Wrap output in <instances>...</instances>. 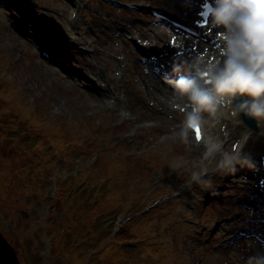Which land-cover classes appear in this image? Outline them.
I'll return each mask as SVG.
<instances>
[{"label": "rangeland", "instance_id": "obj_1", "mask_svg": "<svg viewBox=\"0 0 264 264\" xmlns=\"http://www.w3.org/2000/svg\"><path fill=\"white\" fill-rule=\"evenodd\" d=\"M7 1L14 2V7L0 5V115L13 109L11 118L17 121L0 118V131L5 129V135L18 139L27 128L30 139L0 142V258L7 264H88L91 244L95 242L98 248L109 243L110 238L105 239L102 233L105 226H116L118 207H110L95 193L94 199H84L90 202L88 206L78 195L83 185L78 193L70 194L63 207L59 201L65 194L63 183L59 193L56 185L57 175L85 169L90 156L111 138L119 141V149L124 146L127 154L147 155L144 159H127L126 153L117 157V148L111 147L112 154L100 158V164L122 171L117 185L124 198L128 196L127 201L134 197L130 192L133 183H140L142 194L152 188L171 195L164 200L165 205H171L169 219L161 220L160 225L155 219L152 232L133 225L135 233L141 229L136 238L152 240L162 227H172L180 243L166 249L172 252L181 244L186 248L174 264H260L264 260V184L251 176L248 166L251 161L258 162L259 171L254 175L264 178V121L259 123V133H250L234 114L235 109L222 104L215 118L207 117L206 126V139L221 145V150L207 157L206 143L195 146L191 137L179 135L184 115L167 105L172 95L169 80L156 77L144 65L151 56L172 61L175 55L169 53L173 34L155 25L151 15L102 0ZM120 1L157 8L192 27L203 0ZM73 9L80 12L76 23L70 22ZM34 26L33 38L26 31ZM216 31L203 34L214 38ZM132 36L139 38L142 50L133 49ZM179 39L192 48L185 63L204 57L195 52L203 47L197 40ZM34 40H38L39 53L30 45ZM80 47L95 49L97 54H82ZM59 55L65 56L63 62ZM119 55L126 56L125 63L116 61ZM135 55L140 56V62ZM100 69L111 81L105 85L107 92L121 100L116 110L109 109L105 93L100 95L96 86L86 81L95 76L103 84ZM126 109L137 122L121 123ZM95 121L102 124V130L95 129ZM139 123L142 129L130 138L128 129H136ZM119 125V130L111 129ZM15 127L19 132L9 134ZM77 133L83 134L84 145L80 143L85 150L75 143L80 141L74 140ZM91 134L95 136L89 140ZM244 137L248 140L241 158L227 164L226 154L238 155L236 149ZM68 142L74 144L72 150ZM194 175L199 179L194 181ZM56 205L59 208L54 211ZM92 206L94 215L109 220H95ZM134 214L131 212L130 218L134 219ZM127 222L123 219L119 224L124 227ZM63 227L69 234H63ZM54 236L58 245L52 252ZM98 255L101 263H112L110 251Z\"/></svg>", "mask_w": 264, "mask_h": 264}, {"label": "clouds", "instance_id": "obj_2", "mask_svg": "<svg viewBox=\"0 0 264 264\" xmlns=\"http://www.w3.org/2000/svg\"><path fill=\"white\" fill-rule=\"evenodd\" d=\"M210 22L221 30L217 58H195L174 68L177 78L168 81V107L190 109L180 125L184 139L206 127L207 117L215 118L222 104L237 99L234 114L264 121V0H211Z\"/></svg>", "mask_w": 264, "mask_h": 264}, {"label": "trees", "instance_id": "obj_3", "mask_svg": "<svg viewBox=\"0 0 264 264\" xmlns=\"http://www.w3.org/2000/svg\"><path fill=\"white\" fill-rule=\"evenodd\" d=\"M121 172L118 170H113L112 166L110 169V165H107V164L106 165L101 164L100 166H97L96 168L92 169V176L89 178L86 188L81 192V194L78 192H73L71 190L73 182L77 180L78 178H73V177L65 178L63 182V186L61 188V191L65 193L63 195L64 199L63 198L59 199L61 205L65 207L64 201H68L69 196H72L75 193H78L79 197L83 198V201H86L84 199H89V198L94 199L93 194L95 193V195H98L101 199L108 202L110 207L112 206L118 207L119 211L117 214L125 212L128 209L129 202L132 198H128V201H127L126 197L128 196L126 195V197L124 198L122 194L123 191L118 190L119 185L117 184L119 183L118 179L121 176ZM86 202L88 206L91 205L89 201H86ZM91 203H93V201H91ZM141 209L142 208H139V209H136L135 211L138 213V211H140ZM90 211H91L90 213L94 215V212H95L94 206H92ZM157 215L158 216L154 215L155 217L141 216L136 219H133L132 222L130 221V223H127L126 226L122 227L120 230L115 232L113 236H112L114 232L113 228L111 229L110 225H107V227L105 226L104 229L106 233L105 232L102 233V236H104L105 239L110 238L109 244L106 246V251L111 252V255H110V260L112 262L111 264H174L175 259L171 257L172 253L176 252L175 254L177 256H179L180 253H178V250L169 252L168 251L169 249H166V247L168 246H172V247L173 245L177 246L178 240H176V235H175L176 233L172 230V227H169V228L162 227L163 229L160 230L159 233H157L158 235H156L155 239L152 238V240L151 239L148 240L149 242L151 241L152 245L145 243L146 239L137 238L139 240L140 239L142 240V243H143L142 244V243L135 241L136 239L132 238L131 233L134 234V229H135L133 228V225H137V224L140 225L141 228L145 229L143 230V232H146L149 228H150V232H152L153 224H155L153 223V221H155V219L158 221L159 225L162 223L161 220L165 221L169 219L168 213L164 210H161L160 208L157 209ZM94 216H95V220H97L98 222H100V219H102L104 223H106V220H108V218L103 217V215L95 214ZM140 231L141 229L138 230L137 232L141 234ZM155 231L157 230L154 229V233ZM63 234H69L68 228ZM168 240L171 243H168ZM55 244L58 245L57 240ZM97 245L98 244L93 242L91 246L89 247L90 252L96 249L95 247ZM164 250H165V253L163 252ZM158 253L162 254L163 256L159 258L157 256ZM1 262L3 261L1 260ZM106 263L108 264V262H105L104 264ZM91 264H102V263L99 262L98 259L92 258Z\"/></svg>", "mask_w": 264, "mask_h": 264}, {"label": "snow or ice", "instance_id": "obj_4", "mask_svg": "<svg viewBox=\"0 0 264 264\" xmlns=\"http://www.w3.org/2000/svg\"><path fill=\"white\" fill-rule=\"evenodd\" d=\"M204 8H205V13L203 15L205 16V21H204L203 25H199V26L207 27V14L210 13L211 5L210 4H205ZM176 43H177L176 38H173V40H172L173 46H175ZM183 110L184 109H181V111H183ZM193 131L195 133L196 141H200L202 139L201 129L200 128H196Z\"/></svg>", "mask_w": 264, "mask_h": 264}, {"label": "bare ground", "instance_id": "obj_5", "mask_svg": "<svg viewBox=\"0 0 264 264\" xmlns=\"http://www.w3.org/2000/svg\"><path fill=\"white\" fill-rule=\"evenodd\" d=\"M244 143H245V141L242 144H244ZM208 148L210 149V151H213L214 149L216 150L217 146L216 145H213V144H210L208 146Z\"/></svg>", "mask_w": 264, "mask_h": 264}]
</instances>
